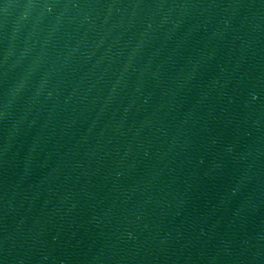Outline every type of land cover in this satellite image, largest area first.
<instances>
[{"label":"water","instance_id":"obj_1","mask_svg":"<svg viewBox=\"0 0 264 264\" xmlns=\"http://www.w3.org/2000/svg\"><path fill=\"white\" fill-rule=\"evenodd\" d=\"M0 264H264V0H0Z\"/></svg>","mask_w":264,"mask_h":264}]
</instances>
